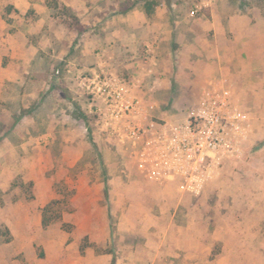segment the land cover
<instances>
[{"label":"rangeland","instance_id":"obj_1","mask_svg":"<svg viewBox=\"0 0 264 264\" xmlns=\"http://www.w3.org/2000/svg\"><path fill=\"white\" fill-rule=\"evenodd\" d=\"M92 72L140 101L136 143ZM212 88L248 132L192 191L148 141ZM0 264H264V0H0Z\"/></svg>","mask_w":264,"mask_h":264},{"label":"built area","instance_id":"obj_2","mask_svg":"<svg viewBox=\"0 0 264 264\" xmlns=\"http://www.w3.org/2000/svg\"><path fill=\"white\" fill-rule=\"evenodd\" d=\"M81 87L94 101L104 106L105 115L112 121H130L128 137L140 139L142 124L134 120L142 111L140 101L127 95L107 75L92 72L78 77ZM98 108V107H97ZM102 110V107L98 108ZM248 116L234 104L233 94L228 89H206L197 107L180 124L166 126L160 136H153L148 156L157 162V176L185 178L187 188L199 190L212 178L222 160L237 154L248 132ZM130 122V123H131ZM156 126L151 124L149 130ZM148 131V130H147ZM152 145L155 153L152 154Z\"/></svg>","mask_w":264,"mask_h":264},{"label":"trees","instance_id":"obj_3","mask_svg":"<svg viewBox=\"0 0 264 264\" xmlns=\"http://www.w3.org/2000/svg\"><path fill=\"white\" fill-rule=\"evenodd\" d=\"M61 218L60 211L56 212L55 208H53L52 204L48 205L42 213V224L44 227L51 225L54 221Z\"/></svg>","mask_w":264,"mask_h":264},{"label":"crops","instance_id":"obj_4","mask_svg":"<svg viewBox=\"0 0 264 264\" xmlns=\"http://www.w3.org/2000/svg\"><path fill=\"white\" fill-rule=\"evenodd\" d=\"M149 28H150V31L152 30V32L155 33V32L157 31V28H159V25H158V26H156V25H150ZM208 67H209V65H207V68H208ZM208 70H209V69H206L207 72H206V74L203 76L204 79L210 77V72H211V71L208 72Z\"/></svg>","mask_w":264,"mask_h":264}]
</instances>
